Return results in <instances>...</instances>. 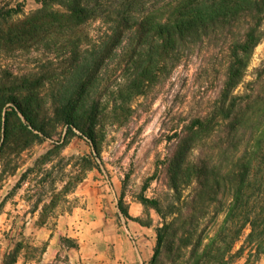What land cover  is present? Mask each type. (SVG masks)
<instances>
[{
	"label": "trees",
	"instance_id": "1",
	"mask_svg": "<svg viewBox=\"0 0 264 264\" xmlns=\"http://www.w3.org/2000/svg\"><path fill=\"white\" fill-rule=\"evenodd\" d=\"M36 1L40 8L22 19L13 18L20 14L18 7L0 8V51L12 54L36 47L49 51L62 42L55 47L61 52L67 48V57L60 65L50 60L39 72L11 74V79L0 82V161L11 155L8 146L20 152L49 138L59 124L77 130L95 150V90L107 63L123 58L135 65L139 75L147 77L156 68V75H165V68L181 58V49L220 47L226 52L221 60L226 72L211 108L209 131L220 115L225 137L235 133L236 140L224 146L229 157L219 175L211 163L186 162L193 145L190 140L179 141L168 165V180L177 201L182 188L192 181L196 186L193 203L199 201L206 209L213 205L214 219L222 216V220L208 236L195 220L196 205L188 229L189 217L181 220L178 215L167 222L161 216L150 264H157L164 251L181 248L188 254L180 264H233L246 252L243 264H248L250 258L264 255V68L256 71L241 94H233L244 84L253 49L264 39V0ZM96 20L101 23L100 37L92 41L84 27ZM52 81L56 89L50 92L47 115L40 89ZM141 202L157 209L155 200L142 198ZM14 252L5 256L4 264L15 263L11 261Z\"/></svg>",
	"mask_w": 264,
	"mask_h": 264
},
{
	"label": "rangeland",
	"instance_id": "2",
	"mask_svg": "<svg viewBox=\"0 0 264 264\" xmlns=\"http://www.w3.org/2000/svg\"><path fill=\"white\" fill-rule=\"evenodd\" d=\"M17 7L20 14L13 18L22 19L38 10L40 4L36 0H0V8ZM100 29L101 23L96 20L84 27V33L94 41L100 37ZM55 46L59 48L62 42ZM55 46L49 51L43 47L12 54L0 51V82L11 79V74L39 72L50 60L54 66L60 65L68 49L61 52ZM81 46L84 48L86 44ZM198 48L191 45L181 49V58L165 68V75H156L157 68L147 77L139 75L135 65L123 58L107 63L100 71L101 80L95 90L98 102V115L92 126L95 150L77 130L69 131L63 124L57 125L49 138L39 139L20 152L11 151V145L8 146L11 155L0 161V264L12 251H15L11 257L14 264H41L57 214L73 202L67 199V194L89 171L101 174L108 187L120 185L129 193H137L140 201L155 200L160 214L151 203L143 205L153 210L160 224L163 215L167 222L178 215L184 220L191 216L196 205L198 212L194 217L199 229L211 236L222 216L214 219V206L200 207L199 198L193 203L196 186L192 181L182 188L179 201L175 200L168 180V165L179 141L190 140L193 145L186 162L211 163L219 175L229 157L224 154V146L236 140L235 133L225 137V123L220 115L215 116L212 131L208 123L225 79L226 68L221 60L226 52L216 46L209 51ZM263 68L264 39L253 49L244 84L236 87L233 94H241L256 71ZM55 86L52 81L40 89L47 115L51 109L50 92ZM193 132L197 133L195 137L191 136ZM64 145L71 149L63 151ZM12 200L21 205H13ZM25 215L27 225L23 221ZM33 217L35 224L30 221ZM191 219L186 220L187 229ZM240 244L241 241L236 242L234 250ZM187 254L186 248L164 251L157 264H171V260L180 264ZM246 260L247 252L233 264ZM248 264H264V255L250 258Z\"/></svg>",
	"mask_w": 264,
	"mask_h": 264
},
{
	"label": "crops",
	"instance_id": "3",
	"mask_svg": "<svg viewBox=\"0 0 264 264\" xmlns=\"http://www.w3.org/2000/svg\"><path fill=\"white\" fill-rule=\"evenodd\" d=\"M62 148L71 149L69 145ZM66 197L73 202L57 214L41 264L151 263L161 224L137 193L120 185L108 187L101 174L89 171ZM35 219L30 221L35 224Z\"/></svg>",
	"mask_w": 264,
	"mask_h": 264
}]
</instances>
